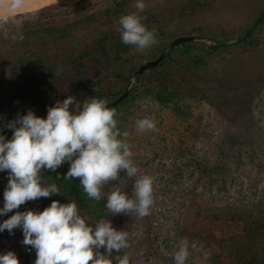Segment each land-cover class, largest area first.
<instances>
[{
	"label": "rangeland",
	"instance_id": "obj_1",
	"mask_svg": "<svg viewBox=\"0 0 264 264\" xmlns=\"http://www.w3.org/2000/svg\"><path fill=\"white\" fill-rule=\"evenodd\" d=\"M78 3L85 2L54 5ZM135 3L136 0H130L125 10H135ZM144 3L145 10L155 22H158L154 24L162 27L164 34L157 38L156 44L143 53L132 51L130 62L135 66L133 70L129 63L118 66L119 69L131 74L126 87L132 88L136 84L137 77L134 73L142 63L151 58L154 59L153 57L161 53L160 49H166L168 44L178 36L194 35L197 47H202L203 50L199 54H204L205 44L218 42L229 44L226 51L214 58L208 59L205 54L202 55L207 58V62L200 67L185 70L179 69V64L176 62L166 64L167 70L172 71L174 76H178L176 77L177 87L185 94L183 97L186 102L190 103L192 115L190 123L194 130L193 134L188 131H184V134H172L174 146L169 147L168 154L177 155L182 146L187 143L189 148H192L196 162L210 169H219L228 165L234 175L244 181L236 184L230 182V185L226 183L225 188L219 190L220 193L207 196L201 186L191 184L188 174L183 172L181 179L179 180L178 177L176 179L187 188L186 193L183 195V192H179L177 196L169 195V198H163L156 196L158 189L153 184L154 204L150 213L143 218H137L135 214L111 215L105 207L106 199L102 200L101 211H98V208L92 204L84 208L79 207V210L81 216L93 228L101 220H110L115 228L128 234L129 246L121 255L128 256L129 264H173L172 253L178 242L184 239L174 231L180 223L176 212L181 211L183 206L189 202H203L209 205L212 201L220 203L229 201L240 204V206H253L264 200V115L261 116V111L264 112V31L260 35L258 46L243 43L247 37L236 40L237 35L245 27L252 23V26H255L261 19L260 17L264 16V0H144ZM112 6L113 0H95L93 4L86 7V10H78V13H71L67 18L42 19V21L46 20L45 22L49 21L50 24L60 27L73 21L76 15L83 17L87 12L100 15L103 24L91 23L89 25L85 21L70 30L67 36L69 44L66 46L69 45L68 49H74L77 52L92 44L94 36L98 35L101 29L106 28L105 20L107 19H104L106 9ZM29 12L33 11L27 10L25 13ZM27 18L35 20L34 16L15 17L10 28L7 26L0 28V112L3 115H23L30 109L38 116L42 111L45 112L51 100L49 94L46 93L38 94V97L32 99L33 105L22 104L11 98V92L16 84L13 76L18 73L16 52H24L25 49L17 46L16 54H12L10 51L13 47L10 44L14 41L13 33L18 32L17 28ZM224 36L226 40L222 39ZM46 41L47 44L43 45L41 55L54 54L56 56L57 53H54L56 49L49 44V39ZM177 58H184V55L177 56ZM27 60H29L28 55L23 58L22 62L25 64ZM92 60H85V75L82 79L87 76L93 78L94 73L101 66L98 63H92ZM146 72L147 77L153 75L148 69ZM102 73L106 74L104 71ZM112 74H115L114 69ZM73 75L75 74L72 70L63 69L58 75L57 85H61L65 90L76 87L74 85L76 83L70 77ZM146 78L143 80L144 83L149 81ZM119 80L113 77L102 83L119 86ZM257 95H262L261 104H256ZM160 132L164 134L165 128H162ZM160 141L157 138V142ZM163 155L166 156L162 152L160 159ZM192 166L193 163H190L189 167ZM138 167V174L152 176L157 185L172 183L171 179H174L170 166L160 170H157L153 164L146 167L139 164ZM7 180L8 173L0 171V208L3 207V192ZM133 184L134 181L126 177L120 179L118 183L113 181L106 185L104 192L119 188L132 197ZM52 200H58V195L27 202L21 206L20 210L42 211L50 205ZM12 214L13 212H9L6 216ZM4 216H0V223L6 219ZM188 227L196 231L198 235H192L190 239H186L189 244L186 264H214L216 262L217 264H231L223 255L218 261L214 259V255H221L214 238L229 231L224 221L216 220L208 224L205 221L195 220L189 223ZM22 241L23 233L19 228L14 229L11 234L7 230L0 232V254L13 251L20 264H34L35 250L23 245ZM101 251L103 252V249Z\"/></svg>",
	"mask_w": 264,
	"mask_h": 264
},
{
	"label": "trees",
	"instance_id": "obj_2",
	"mask_svg": "<svg viewBox=\"0 0 264 264\" xmlns=\"http://www.w3.org/2000/svg\"><path fill=\"white\" fill-rule=\"evenodd\" d=\"M94 1L73 5H51L42 10L11 17L10 23L6 25L9 28L15 17H35V20H28L27 18L17 28L18 32L13 33V36H22V39L17 38L10 44L14 48H11L10 52L18 54L16 58L18 73L13 76L16 84L11 92V98L14 101L33 105L32 99L38 97V94L46 93L51 98L47 107L53 106L57 101H62L68 95L76 97L80 102L92 98L104 99L108 102L118 97L125 90L131 74L121 70V68L119 69L118 66L129 63L133 70L135 66L130 62V55L135 49L122 43L117 28L119 27L118 19L120 16L138 11L137 9L125 10V6L130 0H113V6L110 9L108 8V10L106 9L104 18L107 19L105 20L106 28L101 29L99 34L94 36L92 44L77 50V52L74 49H68L69 45L66 46V44H69L67 36L70 30L85 21L89 25L91 23L103 24L100 15L97 16L98 14L94 12H87L83 17L76 15L73 21L67 22L60 27L50 24L49 21L45 22L52 18H67L71 13H78V10H86V7L93 4ZM139 15L143 18V23L147 28L155 31L157 38L164 34L163 28L155 25L158 22L154 21L147 10L140 11ZM260 18L255 26H252V23L245 27L237 35L236 40L239 41L247 37L243 43L250 46H258L261 39L260 35L264 31V16ZM42 19L46 20L42 21ZM48 39L50 40L49 44L56 49V52H54L57 53L56 56L54 54L41 55L43 45L47 44L45 42ZM222 39L226 40V36ZM196 44L194 40H188L168 50L160 49V52L165 51V55L160 63L148 69L153 75L147 77V70L139 74L137 82L130 88L128 96L117 105L111 107L116 110V119L118 120L120 131L129 133L127 142L131 145L136 164H142L145 167L153 164L157 170L168 166L171 167L172 174H174V179H171L172 183H159V185L156 182L154 183L155 187H157L156 189H158L156 196L163 198H169V195L177 196L179 192H183V195L186 193L187 188L181 181L176 179L178 177L180 180L183 172L188 174L191 184L200 185L207 196L218 194L217 192L220 189L225 188L226 183L230 185V182L231 184H236L244 181L239 180V177L234 175L228 165H224L219 169H210L202 166L201 163L194 160L192 148H189L187 143L182 146L177 155L168 154L169 147L174 146V134H184V131L193 134L194 130L190 123L192 117L190 103L186 102L185 97H183L185 94L177 87L176 77L178 76H174L172 71L167 70L168 66L166 64L176 62L179 64V69L183 68L185 70L186 68L200 67L207 62V58L202 55L205 54L208 59L210 57L214 58L219 53L226 51L229 45L225 42L205 44L204 54H199L203 50L202 47L198 48ZM17 46L23 47L25 49L24 52L15 53ZM176 51H178V54H176ZM26 55L29 56V60L24 64L22 61ZM182 55H184V58H177V56L181 57ZM87 59H93L92 63H98L101 66L98 67L93 78L87 76L82 79V76L85 75L84 67ZM63 69L73 71L75 75L70 77L77 84H74L76 87L65 90L61 85H57L59 83L58 75ZM113 69L115 74H112ZM103 71L106 74H103ZM113 77L120 79L119 86L102 83L104 80ZM146 77L149 80L148 83L143 82ZM78 81L79 83H77ZM257 96L258 101L256 104L262 102V95ZM47 109L38 116L46 118ZM18 115L20 114L3 115L0 112V135L11 139L12 130L4 127V125ZM263 115L264 112L261 111V116L263 117ZM145 117H150L157 121L156 131L143 134L136 131L135 122ZM162 128H165L166 132L164 134L160 132ZM5 129L10 131L2 133ZM157 138L161 140L159 143ZM162 152L166 156L163 155V158L160 159ZM143 154L145 155L143 156ZM190 163H193L192 167H189ZM68 168L69 164L65 162L55 172L45 170L42 173L48 183H56L60 188L61 195H58V201L61 203L74 201L78 208H84L92 204L98 208V211H101L102 200L97 202L88 199L78 179L64 180L62 178ZM57 174L60 175V179L56 178ZM126 177V174L121 172L119 179L115 182L118 183L120 179H125ZM130 180L134 181L135 179ZM176 213L180 223L175 227L174 231L184 239H190V236L198 235L196 231L194 232L188 227L189 223L195 220L205 221L208 224L220 220L227 224L229 231L214 238L221 254L214 255V259L217 261L223 255L231 264H264V200L253 206H240V204L237 205L229 201L225 203L212 201V204L209 205L203 202H189L183 206L181 211ZM4 217L7 219L9 216L5 215ZM195 239L199 240L200 238ZM214 264H217V262Z\"/></svg>",
	"mask_w": 264,
	"mask_h": 264
},
{
	"label": "clouds",
	"instance_id": "obj_3",
	"mask_svg": "<svg viewBox=\"0 0 264 264\" xmlns=\"http://www.w3.org/2000/svg\"><path fill=\"white\" fill-rule=\"evenodd\" d=\"M27 0H0V28L10 23L8 14L26 6ZM137 12L119 17L117 31L123 44L143 53L157 43L154 30H149L139 15L145 9L144 0H136ZM14 40L17 36L12 37ZM115 109L104 99L92 98L82 102L72 95L57 101L47 109L46 118L28 110L7 122L11 139L0 135V171L8 173L3 192L0 216L13 212L0 223V232L21 229L23 245L35 250L34 264H129L121 253L128 248V234L115 228L110 220H101L91 227L80 214L74 201L61 203L52 200L42 211L22 205L61 195L56 183H48L42 173L55 172L65 162L69 164L64 180H79L88 199H106L105 207L111 215L135 214L143 218L154 204V178L140 175L133 158L129 133L118 128ZM138 133L157 130V121L150 117L135 122ZM123 172L135 178L133 196L115 188H104L116 181ZM57 179L60 175L57 174ZM103 249V252L101 251ZM189 244L178 242L172 253L173 264H186ZM0 264H20L13 251L0 254Z\"/></svg>",
	"mask_w": 264,
	"mask_h": 264
},
{
	"label": "water",
	"instance_id": "obj_4",
	"mask_svg": "<svg viewBox=\"0 0 264 264\" xmlns=\"http://www.w3.org/2000/svg\"><path fill=\"white\" fill-rule=\"evenodd\" d=\"M42 8H45V7H42ZM42 8L41 7H37V8H35L34 11L40 10ZM194 39H195L194 35H181V36H178V37L174 38L168 44V46L166 47L165 50H168L169 48H171V47H173V46H175V45H177L179 43H182V42H185V41H188V40H194ZM164 55H165V51H162L156 58L151 59V60H147L146 62L142 63L135 70V73H134L135 77H137L139 74L143 73L147 69H149V68L157 65L158 63H160V61L163 59ZM129 91H130V87H126L125 90L118 97H116L113 100L108 101L107 102V106L111 108V107L117 105L119 102H121L124 98H126L128 96ZM8 131H10V130L5 129V130L2 131V133H6Z\"/></svg>",
	"mask_w": 264,
	"mask_h": 264
},
{
	"label": "bare ground",
	"instance_id": "obj_5",
	"mask_svg": "<svg viewBox=\"0 0 264 264\" xmlns=\"http://www.w3.org/2000/svg\"><path fill=\"white\" fill-rule=\"evenodd\" d=\"M90 0H27L26 6L19 10H14L8 14L16 16L17 14H22L28 11H34L37 7H47L58 3H68V2H87ZM6 10L3 7H0V13H4Z\"/></svg>",
	"mask_w": 264,
	"mask_h": 264
}]
</instances>
